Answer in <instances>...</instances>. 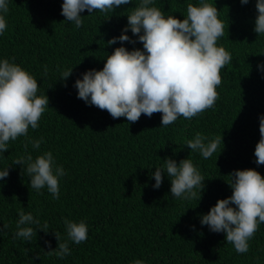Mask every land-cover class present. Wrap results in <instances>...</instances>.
<instances>
[{
	"label": "trees",
	"instance_id": "16d2710c",
	"mask_svg": "<svg viewBox=\"0 0 264 264\" xmlns=\"http://www.w3.org/2000/svg\"><path fill=\"white\" fill-rule=\"evenodd\" d=\"M62 2L8 0L0 60L14 58L32 74L37 94L49 97V107L37 129L9 142L8 151L0 154V170L26 154L25 143L43 137L39 150L28 143V153L35 158L51 151L66 174L59 181V199H53L47 188L37 192L29 186L20 165L10 166L9 176L0 180V227L8 225L0 231V264H134L137 259L145 264H264V223L244 254L225 241V233L211 232L200 223L218 199L232 194L229 173L255 168L264 175V165H257L254 155L264 115V69L258 67L264 64V35L254 31L256 0L245 5L240 0H205L218 9L225 28L217 45L230 52L232 60L220 70L214 107L167 127L161 126V113L151 118L142 114L136 123L113 119L106 110L79 99L74 87L85 71L101 70L116 47L143 50L130 29L127 35L137 43L107 44L121 35L127 12L140 0L121 5L107 19L85 10L80 28L65 21ZM200 2L154 0V6L182 20L187 5ZM70 68L67 81L60 80ZM198 132L208 140L222 136L223 144L208 159L186 146ZM169 157L177 163L190 159L205 177L199 201L171 196L166 173L162 186L152 187V173L164 168ZM21 210L32 213L40 226L47 222L48 232L37 230L31 242L14 238ZM65 218L84 220L88 239L79 245L68 241L71 255L60 259L48 251L57 247L55 232L61 242L67 239Z\"/></svg>",
	"mask_w": 264,
	"mask_h": 264
},
{
	"label": "clouds",
	"instance_id": "9594fccd",
	"mask_svg": "<svg viewBox=\"0 0 264 264\" xmlns=\"http://www.w3.org/2000/svg\"><path fill=\"white\" fill-rule=\"evenodd\" d=\"M130 2L63 0L61 14L65 21L80 28L84 23L82 13L85 10L89 14L100 12L107 19L116 8ZM240 3L245 5L249 0H240ZM256 10L254 31L264 35V0H256ZM8 12V0H0V35L7 29ZM127 21L121 35L112 37L107 44L117 41L121 44L137 43L127 35L130 29L142 43L143 50L116 47L106 57L101 70L93 68L82 73V78H77L74 83L79 99L106 110L113 119L124 117L129 123L138 122L142 114L151 118L153 114L161 113L163 127L173 124L180 117L190 120L214 107L219 99L216 89L222 82L220 70L232 60L230 52L217 45L218 39L224 35L225 25L218 18L216 6L205 0L199 4L189 3L181 20L173 15L165 16L160 8L154 6V0H140L127 12ZM258 67L264 69V64ZM72 72L73 68L65 70L60 80L67 81ZM38 89L37 79L15 63L14 58L0 60V154L8 151L9 142L27 137L30 128L39 127V121L49 107V97L38 95ZM259 119L260 139L254 155L255 163L264 165V115ZM42 142L43 137H40L25 143L26 154L17 157L12 165L21 166L30 178L32 189L40 192L47 188L53 199H59V181L66 174L63 166L56 164L51 151L35 158L28 153V143L34 150H39ZM221 143L222 136L208 140L198 132L186 142V146L208 159L217 152ZM12 165L0 170V180L9 176ZM165 173L171 182V196L183 200L201 199L205 177L190 159L177 163L170 157L166 158L164 168H155L152 173L154 189L162 186ZM229 174L231 181L228 184L232 194L218 199L201 216L200 223L211 232L225 233V241L233 245L238 254H244L249 251V240L264 223V175L255 168L237 169ZM64 225L67 239L61 242L60 234L55 232L57 247L48 251L49 255L54 251L60 259L71 255L68 241L79 245L88 239V225L84 220L76 222L65 218ZM7 227L4 224L0 231ZM16 228L14 238L29 242L37 235V230L48 232L47 222L40 226L39 219L22 210ZM134 264L145 262L137 259Z\"/></svg>",
	"mask_w": 264,
	"mask_h": 264
}]
</instances>
